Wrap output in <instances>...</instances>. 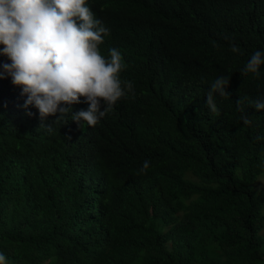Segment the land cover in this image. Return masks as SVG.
I'll return each instance as SVG.
<instances>
[{
	"label": "trees",
	"instance_id": "1",
	"mask_svg": "<svg viewBox=\"0 0 264 264\" xmlns=\"http://www.w3.org/2000/svg\"><path fill=\"white\" fill-rule=\"evenodd\" d=\"M85 3L109 29L100 54L119 50L118 79L135 94L81 128L53 123L59 113L42 121L0 79L5 264H264V110L236 103L264 96V65L240 73L264 51V0ZM219 76L231 79L217 115L206 94Z\"/></svg>",
	"mask_w": 264,
	"mask_h": 264
},
{
	"label": "clouds",
	"instance_id": "2",
	"mask_svg": "<svg viewBox=\"0 0 264 264\" xmlns=\"http://www.w3.org/2000/svg\"><path fill=\"white\" fill-rule=\"evenodd\" d=\"M108 34L85 0H0V44L4 45L0 54L11 61L2 65L0 79L11 77L14 85L22 86V95L27 96L24 107H35L42 121L59 113L53 123L70 116L81 128L95 126L121 98L135 94L133 82L118 79L119 50L110 48L107 58L98 50ZM230 50L240 52L236 44ZM261 65L264 51L256 50L240 73L258 77ZM230 79L219 76L210 85L206 106L214 114L219 115L215 96H229L225 89ZM81 102L87 109L72 114V105ZM245 102L256 111L264 110V96L237 100L242 113ZM241 120L245 125L252 122L246 114ZM44 127L52 130V126ZM149 166L145 160L139 174H146ZM6 259L0 253V264Z\"/></svg>",
	"mask_w": 264,
	"mask_h": 264
},
{
	"label": "rangeland",
	"instance_id": "3",
	"mask_svg": "<svg viewBox=\"0 0 264 264\" xmlns=\"http://www.w3.org/2000/svg\"><path fill=\"white\" fill-rule=\"evenodd\" d=\"M256 186L260 187V188H264V173H261L258 177H257V182H256ZM261 212L262 215L264 217V204L261 207ZM261 233L264 234V220H263V227L261 229Z\"/></svg>",
	"mask_w": 264,
	"mask_h": 264
}]
</instances>
